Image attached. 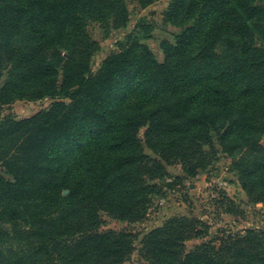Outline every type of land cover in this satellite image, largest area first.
<instances>
[{"label": "trees", "instance_id": "16d2710c", "mask_svg": "<svg viewBox=\"0 0 264 264\" xmlns=\"http://www.w3.org/2000/svg\"><path fill=\"white\" fill-rule=\"evenodd\" d=\"M125 1L0 0V110L53 100L29 118L0 119V264L128 261L134 236L100 230L102 215L144 220L168 166L196 177L219 153L232 156L247 203L264 206V0H170L164 20L181 31L160 42V62L129 34L93 71L87 26L126 29ZM214 93V108L196 110ZM206 234L195 217L168 218L142 237L139 264H264V231L186 251Z\"/></svg>", "mask_w": 264, "mask_h": 264}, {"label": "rangeland", "instance_id": "374dc122", "mask_svg": "<svg viewBox=\"0 0 264 264\" xmlns=\"http://www.w3.org/2000/svg\"><path fill=\"white\" fill-rule=\"evenodd\" d=\"M169 1L159 0L151 6L141 9L135 0H126L130 22L124 30H113L108 24L90 22L87 31L98 44V50L94 54L93 71L100 68L108 53L117 50L118 45L123 43L129 34L134 35L136 41L147 46L160 62L163 58L160 42L162 40L173 42L175 36L181 31L164 20V13L167 11ZM260 44L256 38V45ZM220 87L229 89L232 94L238 90L237 87L226 84ZM217 97V93L209 95L197 104L196 110L214 108L218 101ZM52 101L50 98L35 102L15 101L0 110V119L6 114H11L16 119L29 118L39 110L48 108ZM126 105L127 113L132 114L138 110L133 100ZM145 110L147 109L145 108ZM236 140L240 147L233 152V157H239L244 150L242 146L245 142L242 139ZM261 144L264 146V136L261 138ZM142 147L144 154H148L143 142ZM232 159L230 155L219 153L216 162L205 172L189 178L182 177L180 165L168 166L169 176L166 178V182L171 181L172 186L167 187L166 182H163L162 192L151 197L145 213L146 217L138 223L120 222L102 215L104 223L100 230L127 231L135 238V251L128 261L121 264H139L141 262L139 250L142 237L151 229L160 227L166 219L175 216H192L207 226L206 236L186 242V251H190L201 243L217 241V238L223 235L242 234L247 229L264 231V206L247 203L246 194L238 186L237 177L228 171ZM229 200L233 202L234 213L227 211Z\"/></svg>", "mask_w": 264, "mask_h": 264}, {"label": "water", "instance_id": "95a60500", "mask_svg": "<svg viewBox=\"0 0 264 264\" xmlns=\"http://www.w3.org/2000/svg\"><path fill=\"white\" fill-rule=\"evenodd\" d=\"M67 193H68V191H67V190H65V191H64V194H67Z\"/></svg>", "mask_w": 264, "mask_h": 264}, {"label": "built area", "instance_id": "2783aa9c", "mask_svg": "<svg viewBox=\"0 0 264 264\" xmlns=\"http://www.w3.org/2000/svg\"><path fill=\"white\" fill-rule=\"evenodd\" d=\"M162 203V202H161Z\"/></svg>", "mask_w": 264, "mask_h": 264}]
</instances>
